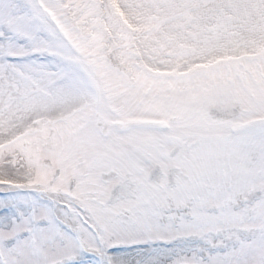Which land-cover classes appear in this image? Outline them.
<instances>
[{
  "label": "snow or ice",
  "instance_id": "obj_1",
  "mask_svg": "<svg viewBox=\"0 0 264 264\" xmlns=\"http://www.w3.org/2000/svg\"><path fill=\"white\" fill-rule=\"evenodd\" d=\"M0 264H264V0H0Z\"/></svg>",
  "mask_w": 264,
  "mask_h": 264
}]
</instances>
